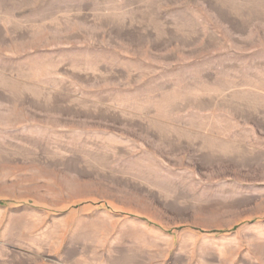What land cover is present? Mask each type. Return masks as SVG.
I'll use <instances>...</instances> for the list:
<instances>
[{
  "label": "rangeland",
  "instance_id": "rangeland-1",
  "mask_svg": "<svg viewBox=\"0 0 264 264\" xmlns=\"http://www.w3.org/2000/svg\"><path fill=\"white\" fill-rule=\"evenodd\" d=\"M0 264H264V0H0Z\"/></svg>",
  "mask_w": 264,
  "mask_h": 264
}]
</instances>
